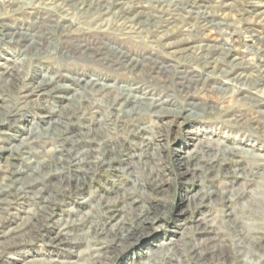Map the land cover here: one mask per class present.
<instances>
[{
    "label": "rangeland",
    "instance_id": "obj_1",
    "mask_svg": "<svg viewBox=\"0 0 264 264\" xmlns=\"http://www.w3.org/2000/svg\"><path fill=\"white\" fill-rule=\"evenodd\" d=\"M0 264H264V0H0Z\"/></svg>",
    "mask_w": 264,
    "mask_h": 264
},
{
    "label": "bare ground",
    "instance_id": "obj_2",
    "mask_svg": "<svg viewBox=\"0 0 264 264\" xmlns=\"http://www.w3.org/2000/svg\"><path fill=\"white\" fill-rule=\"evenodd\" d=\"M48 84V83H47Z\"/></svg>",
    "mask_w": 264,
    "mask_h": 264
}]
</instances>
